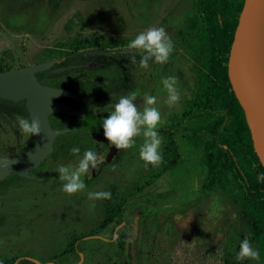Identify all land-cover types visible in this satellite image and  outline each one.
Masks as SVG:
<instances>
[{"label": "rangeland", "instance_id": "obj_1", "mask_svg": "<svg viewBox=\"0 0 264 264\" xmlns=\"http://www.w3.org/2000/svg\"><path fill=\"white\" fill-rule=\"evenodd\" d=\"M194 4L195 0H0V67L17 68L56 60L60 53L74 49L79 42L84 43L82 54L91 55V60L92 55L111 51L121 52L130 60L135 55L138 61L139 53L128 48L130 41L148 27H163L174 42L169 61L163 65L150 63L148 69L139 68L137 62L112 76L98 74L102 81L117 80L112 95L94 106L104 109L115 104L121 95L131 93H135V103L140 106L145 94L156 95L162 114L158 131H173V124L180 120L193 90V72L181 40L189 34L186 23ZM69 19L71 23L65 27ZM48 50L54 53L48 54ZM169 75L178 76L181 93L180 102L173 107L163 102L167 92L161 81ZM76 77L95 83L85 69L77 75L70 73L66 81ZM174 140L182 149L181 163L168 174L159 173L161 164L146 166L140 159L143 137L134 148L121 150L115 161L107 164L101 157L106 138L96 136L93 150L103 162L93 170L91 178L89 174L82 177L86 190L73 195L61 190L63 182L57 168L77 164L83 154L70 160L48 157L40 167L42 183L29 184L27 195L18 190L14 197L0 200V264H10L19 256H30L40 263L63 258L58 264H72L75 258L63 255L71 238L92 235L109 238L115 227L111 223L98 230L105 199L90 200L87 193L113 190L122 197L132 194L136 187L141 195L150 196L154 204L130 201L124 211L134 242V261L147 256L148 264H236L241 242L236 213L218 190L202 191L182 213L158 205L190 198L196 183L190 172L195 154H189L187 145L181 144L178 136ZM162 141L161 149L165 144L163 138ZM13 144L12 136L0 134V150L13 153ZM80 245L84 248L83 264L120 261L115 256V240L104 243L87 238Z\"/></svg>", "mask_w": 264, "mask_h": 264}, {"label": "trees", "instance_id": "obj_2", "mask_svg": "<svg viewBox=\"0 0 264 264\" xmlns=\"http://www.w3.org/2000/svg\"><path fill=\"white\" fill-rule=\"evenodd\" d=\"M242 2L243 0H195L193 13L187 19L186 29L189 34L181 40V44L193 72V90L191 98L184 105L180 120L173 124L171 155L164 150L162 159L169 160L164 167L168 172L181 163L182 149L174 140L178 136L181 144L187 145L189 154H195L194 167L190 172L196 177V183L190 198L158 205L171 212L182 213L191 199L197 198L202 191L218 190L235 210L241 241L248 238L260 253L259 260L253 263L264 264V182L257 180L258 174L264 173V170L252 151L243 112L226 75L228 49ZM70 23L71 20H67L65 27ZM76 45L74 49L64 52L67 55L59 63L36 74L38 80H44L48 85L70 90L76 99L64 100L82 112L81 118L60 114L48 117L51 128L68 130L56 138L52 153V156L57 155L66 160L85 150L94 149L89 134L104 136L102 118H106L107 111L111 110L94 106L109 94V80L102 81V85L93 83L91 86L77 77L66 81L70 73L74 75L72 64L83 58H75L73 55L81 52L84 43ZM53 53L48 50V54ZM57 68H61L62 72L58 73ZM59 74L60 81L56 79ZM75 147L80 149L78 154L71 151ZM133 196L134 194L130 197ZM140 198L143 202L150 203V196L147 194H142ZM125 207V203L105 206V217L100 227L110 223L113 217L121 218ZM114 235L117 237L116 244L123 247L122 250L115 251V254H123V260L129 262L134 242L129 236L123 235V232H115ZM82 240L71 238L63 255L75 256L76 259L73 246H78ZM13 262L32 264L22 259ZM147 262V256L141 257L139 261L135 260V264H148ZM245 263L237 261L236 264Z\"/></svg>", "mask_w": 264, "mask_h": 264}, {"label": "water", "instance_id": "obj_3", "mask_svg": "<svg viewBox=\"0 0 264 264\" xmlns=\"http://www.w3.org/2000/svg\"><path fill=\"white\" fill-rule=\"evenodd\" d=\"M263 21L264 0H243L228 49L226 75L243 112L252 151L264 170V155L256 127L257 115L264 116V53L257 42L258 29ZM53 63L46 61L0 72V99L24 101L29 118L41 121V135L33 136L34 143L26 152L18 157H0V180L10 173L26 177L27 171L36 168L52 152L55 138L68 132L52 129L48 123L50 115L82 117L81 111L55 101L57 98H73L70 92L42 85L34 77L36 72L47 70ZM238 92L245 95L243 102L238 98ZM115 149L111 145L104 149L108 159Z\"/></svg>", "mask_w": 264, "mask_h": 264}, {"label": "clouds", "instance_id": "obj_4", "mask_svg": "<svg viewBox=\"0 0 264 264\" xmlns=\"http://www.w3.org/2000/svg\"><path fill=\"white\" fill-rule=\"evenodd\" d=\"M129 49L139 53L138 67L148 69L150 63L166 64L174 51V42L163 27L151 26L141 31L128 44ZM132 64H137V57L131 59ZM167 92L164 103L173 107L180 102L181 93L178 89V76L169 75L161 81ZM135 93L121 95L110 108L106 118H102L103 134L110 145L117 150H128L136 146V137H143L139 146V157L145 165L159 166L162 163L161 145L162 137L158 126L162 123V114L159 108V98L156 95L145 94L142 105L138 106ZM19 131L26 136L41 135V121L24 116L16 117ZM78 154L80 149L71 150ZM103 161L94 150H85L82 158L75 165H59L57 172L63 182L62 191L68 195L86 190V183L82 177L95 170ZM259 182H264V173L257 176ZM90 200L111 199L109 191H90L87 193ZM259 251L253 247L248 238L239 244L236 254L238 261H257Z\"/></svg>", "mask_w": 264, "mask_h": 264}, {"label": "flooded vegetation", "instance_id": "obj_5", "mask_svg": "<svg viewBox=\"0 0 264 264\" xmlns=\"http://www.w3.org/2000/svg\"><path fill=\"white\" fill-rule=\"evenodd\" d=\"M67 54L65 53H60L59 56L57 57L56 60L51 59L48 61H53L54 63H59L61 61V59L63 57H65ZM75 58L78 57H82L81 59H79L78 62L72 64V67L74 66V68L72 70H75L73 73L74 75H77L79 71H82V69H85L87 71L90 72V75L92 76L93 79H91V81H95V83L101 84L102 85V80H100L99 78H97L98 74H102V73H108L110 74V76H112L113 74H115L116 72L122 71L124 69L130 68L131 66H133L134 64H132L131 60L123 53H119V52H102L99 54H95L92 55L94 57V60H91V55L90 56H84V54H82V52L73 55ZM124 57V58H121ZM90 59V60H89ZM124 59H126V61H124ZM127 60L129 62H127ZM46 62V61H45ZM138 62V61H137ZM42 63V62H41ZM53 63V64H54ZM38 64V63H37ZM34 65V64H33ZM29 66V65H27ZM25 67V66H22ZM20 68V67H17ZM17 68H1L0 67V72H4L7 70H11V69H17ZM49 69V68H48ZM47 69V70H48ZM62 69L61 68H57V72L61 73ZM43 72V71H40ZM38 72H36L34 74V77L36 78L37 82L42 84V85H47V86H51L46 84V82H44V80H38V78L36 77V74ZM58 81H60V74L57 76ZM76 79V78H74ZM99 79V80H98ZM107 80H109L108 82H110L111 87H109V94L104 98L105 100L108 99L109 96L112 95V92L115 90L114 84H116V80L115 78H108ZM86 85L91 86L94 84H90V82L87 81ZM54 87V86H51ZM57 88V87H54ZM58 89H62V90H66L68 92H70L72 95L73 93L70 90L67 89H63V88H58ZM64 99H71V100H75L76 97L75 95H73V98H57L55 99L56 102L61 103V104H67L69 106L72 107V109L76 110L75 108H73L72 105H70L69 103H67ZM107 106H105L104 109L106 110H110V108H106ZM17 116H24V117H28V112L25 108V103L24 101H10V100H5V99H0V134H9L10 136L13 137L14 140V147H15V152L10 153V154H6L4 153L2 150H0V157L2 158H12V157H18L20 155H22L24 152H26L34 143L33 140V136H26L24 134H22L19 129L17 128L16 125V117ZM49 123V122H48ZM50 126V125H49ZM53 129V128H52ZM100 137L99 134H89V137L92 138V145L94 148V143H93V139L95 137ZM160 136L165 140V144L162 146L161 149V154L163 153V151L165 150L166 152H168L171 155V148H172V131L171 130H166L163 133H160ZM30 137V138H29ZM56 140V138H55ZM54 140V142H55ZM140 140V137H136V143L137 141ZM53 142V145H54ZM53 145H52V152L46 157V159L48 157H51L53 154ZM110 145L109 142L107 141L104 144L103 149L101 150V157L103 158V160L105 161V163L107 164H111L115 161L117 155L119 154V152L121 150H117L114 153H112L111 157H109V159L107 158V155L104 154V149ZM114 146L111 145V148H113ZM93 150V149H91ZM83 154V153H82ZM81 155V154H80ZM56 157L61 158L60 156L54 155ZM79 156V155H78ZM76 157V156H75ZM74 158V157H73ZM72 158V159H73ZM46 159L40 163L36 168L34 169H30L29 171H27L26 173V177L17 175L15 173H10L8 174L6 177H4L2 180H0V200L2 199H7V198H12L16 195V193L21 192L23 195H27L28 194V188H29V184L32 185H38L40 183H42L44 181V177L42 176V174H40V167L43 165V163L46 161ZM63 159V158H62ZM70 160V159H69ZM169 160H163L162 159V163H161V171L164 172H168L164 170V167L168 164ZM160 171V172H161ZM169 174V172H168ZM93 170L89 172V178H91L93 176ZM111 189V188H110ZM109 192H111V199H105L104 201V210H105V206L107 205H115V204H127L130 203V201H140L141 200V193H140V188L136 187L133 191L132 194H134L133 197H130L132 194L127 195V196H116L113 192V190H108ZM149 204H154V201L151 199L150 197V203ZM163 204H168V202L163 203ZM125 207V209H126ZM122 212L121 218H117V217H113L112 221L110 223H108L107 225H105L104 227H100L99 230H103L104 228H106L107 226H109L111 223L115 224V227L111 233V236L113 234V237H109V238H103L99 235H92V236H86V237H81L83 240L87 239V238H96L104 243H109V242H113L116 239V235H114L115 232L117 233H121L123 232V235L125 236H129V238L132 240L131 238V228L126 224L125 220H124V211ZM105 217V212H104V216ZM121 219V220H120ZM1 226V223H0ZM80 238V239H81ZM68 247V246H67ZM66 247V248H67ZM65 248V250H66ZM123 247L119 246V245H115V249L117 250H122ZM133 246L131 247L130 250V258L131 260L129 262H126L123 260L124 255L123 254H119L115 256L120 259V261L114 262L115 264H135L132 263L134 261V254L133 253ZM73 249L76 253V259L74 260V262L72 264H83L85 263L83 261V252H84V248L83 246L79 245L78 246H73ZM64 250V251H65ZM67 256H71V255H67ZM73 257V256H72ZM75 258V256L73 257ZM122 258V259H121ZM17 259H22L23 261L29 262L34 264L31 260L36 261L35 258L30 257V256H19L14 258L10 264H16V262H13ZM44 262H39L40 264H58L59 262H62L64 260H62L61 258H59V260H57L58 262L55 261V258H51L50 260H43ZM135 262V261H134ZM24 264V263H23Z\"/></svg>", "mask_w": 264, "mask_h": 264}, {"label": "bare ground", "instance_id": "obj_6", "mask_svg": "<svg viewBox=\"0 0 264 264\" xmlns=\"http://www.w3.org/2000/svg\"><path fill=\"white\" fill-rule=\"evenodd\" d=\"M257 42L264 53V21L260 25L258 29V37H257ZM238 98L243 102L245 100V95L242 93H237ZM256 127H257V134H258V139L260 143V148L262 151V154L264 155V116L263 115H257L256 117Z\"/></svg>", "mask_w": 264, "mask_h": 264}]
</instances>
